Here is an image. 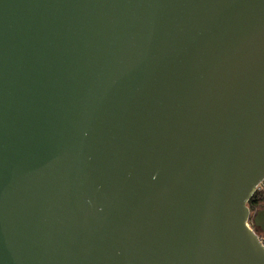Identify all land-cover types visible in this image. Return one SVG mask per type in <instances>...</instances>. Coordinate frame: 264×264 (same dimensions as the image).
I'll return each instance as SVG.
<instances>
[{
    "label": "water",
    "instance_id": "1",
    "mask_svg": "<svg viewBox=\"0 0 264 264\" xmlns=\"http://www.w3.org/2000/svg\"><path fill=\"white\" fill-rule=\"evenodd\" d=\"M263 179L264 0H0V264H264Z\"/></svg>",
    "mask_w": 264,
    "mask_h": 264
},
{
    "label": "trees",
    "instance_id": "2",
    "mask_svg": "<svg viewBox=\"0 0 264 264\" xmlns=\"http://www.w3.org/2000/svg\"><path fill=\"white\" fill-rule=\"evenodd\" d=\"M248 208L251 212H255L264 207V189L257 190L248 202Z\"/></svg>",
    "mask_w": 264,
    "mask_h": 264
},
{
    "label": "built area",
    "instance_id": "3",
    "mask_svg": "<svg viewBox=\"0 0 264 264\" xmlns=\"http://www.w3.org/2000/svg\"><path fill=\"white\" fill-rule=\"evenodd\" d=\"M264 189V179L258 184L257 188H256V191L257 190H262ZM249 227H252L251 226V222L249 223ZM257 236H258V239H259V242L261 243V245L264 247V233H256Z\"/></svg>",
    "mask_w": 264,
    "mask_h": 264
},
{
    "label": "flooded vegetation",
    "instance_id": "4",
    "mask_svg": "<svg viewBox=\"0 0 264 264\" xmlns=\"http://www.w3.org/2000/svg\"><path fill=\"white\" fill-rule=\"evenodd\" d=\"M257 233H259V231H257Z\"/></svg>",
    "mask_w": 264,
    "mask_h": 264
}]
</instances>
